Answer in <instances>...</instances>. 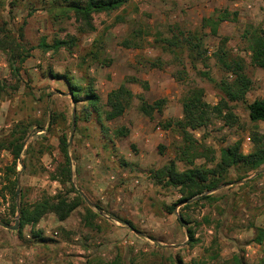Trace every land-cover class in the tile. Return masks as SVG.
<instances>
[{
	"label": "rangeland",
	"instance_id": "374dc122",
	"mask_svg": "<svg viewBox=\"0 0 264 264\" xmlns=\"http://www.w3.org/2000/svg\"><path fill=\"white\" fill-rule=\"evenodd\" d=\"M211 1L199 0L205 8H213L208 16L223 9L238 13L235 21L219 24L216 36L202 28L205 16H201L198 9L194 10V17H178L170 13L164 21H153L144 15V11L135 12L136 4L128 0L120 13H94V29L81 32L82 24L70 17L71 12L60 14L57 21L52 22L44 9L35 11L42 9V0H24L23 5L27 9L35 2V12L20 19L18 26L22 28H18L19 22L9 28L21 43L22 52L28 54L17 63L18 76L11 73L8 56L0 49V79L6 86L0 100V144L6 145L12 134L19 135L20 128L26 126L23 154L20 155L25 169H22V163L17 162V173L14 174L17 193H21L24 202L31 203L43 196L65 191L66 188L57 180L54 183L50 178L62 159L59 151L62 134L68 139V154H72L74 159L71 165L73 187L88 188L94 178L100 176L107 183L101 191L105 198L102 200L97 194L93 195L95 188L89 193L91 196L81 190L85 203L93 205L92 210L99 214L95 220L98 228L82 227V206L70 214L65 220L67 223L26 226L19 235L15 230L18 223L12 229L17 215L9 212L12 200L9 184L4 178L5 168L12 157L8 150L0 148V207H4L9 215L7 219H0V225L3 220L9 221V225L3 223L7 231L4 240L0 239V264H179V261L183 264H264L262 247L256 248L251 257L244 255L246 245L255 246L257 243L254 237L256 228L260 227L256 216L262 214L264 207V204L257 205L259 200H263V191L259 193L254 189L247 194L240 191L241 187L235 182L239 175L246 174L245 168L229 169L217 180L215 189L205 192L209 194L208 199L189 204L178 201L181 195L176 188L157 183L153 177L154 171L174 159L177 147L181 146L182 138L173 122L182 116L183 97L193 88H202L203 99L210 104H215L223 96L218 84L230 76L216 65L211 56L220 37H227L226 45L232 55L241 56L246 61L252 87L245 101L232 103L238 118L233 126L212 117L205 126L191 131L199 142L198 150L210 148L218 157L221 148L232 145L236 140L241 141L245 135L250 136L252 130L264 133V123L250 121L246 111L247 103L255 98L264 99V69L249 63L248 51L250 32L253 29L264 30V0H242L239 4L238 0ZM7 5L0 0V22L4 18L9 21L2 12ZM122 15L126 22L118 21ZM175 24L186 34L196 32L201 37L209 56L205 63L192 61L187 47L184 51H177L179 60H174L173 54L163 51L159 44L155 45L153 35L160 32L163 36H170L169 28ZM138 29L150 34L132 39L131 31ZM69 36L75 38V44L69 49L45 50L38 46L42 37L51 44L55 37L67 39ZM124 40L139 45L125 46ZM148 74L152 75L150 79L154 82L151 90L144 86L146 79L143 77ZM64 75L81 88L91 82L100 95V121L85 96L72 101L66 93L71 88L65 84ZM112 78H118L122 83L126 78L131 79L125 82V86L134 96L118 119L106 122L103 118L107 109L106 95L112 86H116ZM164 89L167 97L158 96V92L163 93ZM137 95L149 103L159 98H165L166 102L162 111L155 112L154 118L149 119L137 110ZM85 114L87 118L84 120ZM140 117L148 119V123L139 122ZM168 121L171 126L164 127ZM102 122L106 130L102 128ZM134 124L140 131L144 127L149 130L143 135V140L155 147H148L146 156L141 154L137 157L134 144L127 145V149H131L127 154L119 153L122 150V146L118 147L119 140L129 141L128 134ZM121 127L128 130L127 134L116 136L115 130ZM138 129L134 131L138 132ZM98 132L102 136L100 144L103 140L98 148H103L104 156L95 162L94 148L100 140L96 135ZM83 138L88 139L85 140L87 144ZM174 161L178 170L186 168L185 161ZM194 164L210 167L211 163H206L204 157H198ZM77 169L81 173L79 182ZM88 176L94 180H89ZM173 204L174 209L169 211ZM186 227L193 231L192 238L188 236Z\"/></svg>",
	"mask_w": 264,
	"mask_h": 264
},
{
	"label": "trees",
	"instance_id": "16d2710c",
	"mask_svg": "<svg viewBox=\"0 0 264 264\" xmlns=\"http://www.w3.org/2000/svg\"><path fill=\"white\" fill-rule=\"evenodd\" d=\"M128 0H60L42 5L47 14L56 21L60 14L71 12L70 17L75 22L82 24L81 32H87L94 29L92 16L94 13L110 14L112 12L120 13ZM35 3V2H34ZM33 3V4H34ZM32 4V5H33ZM34 6V5H33ZM32 6V9L34 7ZM33 11V10H31ZM136 12L137 9L134 8ZM32 12L29 13V15ZM238 13L230 12L227 9L216 10L213 15L202 18V28H207L211 35H217L218 26L223 21H235ZM118 21L126 22L125 16H119ZM128 21V20H127ZM171 35L163 36L160 32L153 35L155 45L159 44L165 52L173 54V59L179 60L177 53L184 51L187 47L189 57L192 61H204L208 59L207 50L203 48L201 37L181 30L179 25L175 24L170 28ZM19 35L22 36L21 30ZM132 37H147L148 31H131ZM248 33V32H246ZM0 49L7 54V63L13 76H18L19 67L17 63L22 62L27 53L22 52L21 43L18 38L11 32L6 21L0 22ZM133 39V38H132ZM129 41V40H128ZM124 40L125 46H138L139 44ZM249 41V63L255 67L264 69V30L253 29L248 37ZM227 37L223 36L219 39V44L213 50L211 56L215 60L216 65L230 77L222 79L218 84L223 96L218 99L215 104H210L203 99V89L193 88L182 99V116L177 118L173 125L180 132L182 143L175 151V160L185 161L186 168L178 170L175 161L170 160L161 168L153 173L157 183H163L164 186H172L180 193L178 201L186 204L195 203L200 199H208L209 192L218 186V179L228 173V170L238 166L245 168V172L250 170H258L264 166V133L258 130H252L250 140L252 143L251 150L247 154H242L240 151V141L236 140L232 145L221 148L218 157L214 156L210 148L198 150V141L193 138L192 130H196L205 126L212 117L220 119L225 125L233 126L238 121L236 114L233 112V102L245 101L247 92L252 87V79L247 73L246 61L238 55H232L230 49L226 45ZM75 44L74 36H69L67 39L53 38L51 44L47 43L46 38L42 37L38 43L39 47L46 49L58 50L59 48H71ZM20 49V51L18 50ZM25 53V54H24ZM150 65L155 66L151 63ZM55 76V75H54ZM66 82L70 85L71 90L69 95L73 102H76L79 97L85 96L88 104L93 107V113L96 114L97 120L100 121V112L98 104L100 95L94 90L92 85L88 83L86 87L81 88L72 83L70 78L64 75ZM132 81L126 78L125 82ZM125 82L121 83L117 88L110 90L106 95L105 105L107 107L103 112L104 120H112L121 116L124 110L130 104L133 98V92L125 86ZM147 86V83H144ZM5 83L0 79V100L5 93ZM138 99L137 110L144 117L151 119L155 112L160 113L166 102L165 98H159L149 103L141 95H137ZM248 117L251 121L264 122V99L255 98L246 104ZM87 118L85 114L84 120ZM171 122H166L163 126H171ZM103 129H107L103 122ZM26 126L20 128V134L15 136L12 134L11 139L7 144H0L1 149L9 151L12 160L6 166L4 178L7 181L10 189L11 205L9 212L11 215H17L18 226L15 229L19 235L26 226H34L46 214L53 213L59 221L66 220L70 214L78 207L83 206V214L80 224L84 228H98L95 220L99 214L92 210V206L86 204L84 196L78 189L73 187L71 182L70 158L68 154V139L65 134L59 137V151L62 156L61 161L56 167V170L51 175V179L57 180L65 189L53 196H43L32 203L24 202L21 193H17V177L16 166L20 161V152L22 150L25 139ZM128 130L121 127L115 130L116 136H125ZM161 149V146H160ZM198 157H204L206 163H211L210 167H205L206 164L196 166L194 160ZM24 164V162H23ZM244 173V172H243ZM244 175H239L241 179ZM251 180V179H250ZM72 196H69L71 195ZM84 203L86 204L84 206ZM173 204L169 207V211L174 209ZM96 207V206H95ZM182 220V216H179ZM4 225H9V221L3 220ZM129 226L135 229L131 223ZM187 234L190 238L193 237V231L190 227H186ZM256 236L254 240L257 243L264 241V229L256 228ZM235 260V259H234ZM179 264H183L179 261Z\"/></svg>",
	"mask_w": 264,
	"mask_h": 264
},
{
	"label": "crops",
	"instance_id": "0c3cea01",
	"mask_svg": "<svg viewBox=\"0 0 264 264\" xmlns=\"http://www.w3.org/2000/svg\"><path fill=\"white\" fill-rule=\"evenodd\" d=\"M2 1L3 2L5 1V5L8 4L7 5L8 7L4 6L2 12L3 13L5 12L7 18H9V21H6L5 18L3 20L7 22L9 28H12V27H14L13 24L17 23V22H19L17 24V26H18L20 24V19L22 20V17H24V18L27 17V15H29V13L32 12L31 10H33V12L42 11L43 10L42 5L47 4V3L51 2L52 0H47L48 2H44V0H42L43 3L42 4L40 3V7L42 9H38V10H35L36 6H33L34 4L33 5L31 4V6L27 9L25 7V5H23L24 0H23V2H21V0H9L11 2H8V0H2ZM54 1H60V0H54ZM130 1H133L136 4L137 12H138V10L139 11H144V15L150 16V18H152L153 21H164L166 19V17L170 13L173 14V15H176L178 17H185V18L194 17L195 16V14H194L195 13L194 12L195 9H198V11H200L201 16H205V17L207 16L208 17V15H209L208 13H210V11L213 9L211 6L209 8H205L203 6V4L199 2V0H172V1H170V0H130ZM198 2H199V4H198ZM211 3H215L214 0L211 1ZM239 3H241V2H239V0H238V4ZM32 6L34 7V9H32ZM44 11L47 14L46 10H44ZM183 11L186 12L185 15L182 14ZM47 16H48L49 20H51L52 22H55V20L53 21L52 18L48 14H47ZM22 27L23 26H18V28H22ZM94 68H96V67H94ZM88 75L90 76L91 74L88 72ZM92 75L95 76L94 74H92ZM93 76H91V77H93ZM150 77L152 78L151 74L144 75V77H143L144 79H146L145 81L147 83V86H148L149 90L152 89V85L154 86V82H152ZM112 80H113V83L115 81V84H116V86H112L113 89L117 88L122 83V80H119L118 78H112ZM107 82L110 83V81H107ZM66 83L67 82L65 80V84ZM102 84H103V82H102ZM158 86H159V89L162 88L161 84L158 85ZM112 88H111V90H112ZM165 91L166 90L164 89L163 93L162 92H158L159 93L158 96H162V97L166 96L167 97V95H166L167 93ZM66 93L69 95L68 92H66ZM69 97H70V95H69ZM261 99H263V98H261ZM247 115H248V112H247ZM119 117H117L115 119H112V120H107L106 122L115 121ZM147 120L148 119H146L144 117H140L139 122L142 123L144 121V123L145 122L148 123ZM252 122L259 123V122H262V121H252ZM136 124L132 125L131 128H130V131H129V134H128L129 141L119 140L118 147L122 146V150L120 149L119 153L125 152L127 154L128 150L131 151V149H127L128 148L127 147L128 144H134L135 145V148H136V150L138 152L136 154L137 157H139V155H141V154L143 156H146V149L148 147L149 148L150 147H155L153 144H147L143 140L144 139L143 135L146 134V131L148 129L144 127L143 129H141L142 131H140L138 129V125L136 126ZM86 125H88V124H86ZM135 128H137L139 131L138 132L134 131ZM41 129H39V131ZM148 132H149V130H148ZM96 135H97V138L100 139V140L98 141V143H96V147L94 148L96 153H95V157H94V155H93V157H94L95 162H99L100 160H102L101 157L104 156L103 155V148L102 147L98 148L102 136L100 135V132L96 133ZM85 140H88V139H86V138L82 139V141H84V143H85ZM102 142H103V140H102ZM102 142H101V144H102ZM85 144H87V143H85ZM251 146H252V143H251V140H250V136L249 135H245L244 138L240 141V151L242 152V154H247L251 150ZM22 149H23V147H22ZM21 152H22V150H21ZM21 152H20V155L23 154V153L21 154ZM69 158H70V169H71V174H72L71 175V182L74 185V182H73L74 179L72 178L73 171H72V168H71V165L74 163V159L72 157V154H70ZM19 162L22 163V169H25L24 164H23V159H21ZM77 167H78V165H77ZM0 175H1V172H0ZM76 175L78 176V182H79V178H81L80 169H77ZM230 175H231V173H230ZM94 177H98V176H94ZM88 179L89 180H94L95 179V180H94L93 184H91L88 188L86 186H84V188L81 187L80 189H78L79 192L82 194V191H83V192H86L89 196H91L89 193H91V190H93L95 188V190L92 191L93 195L97 194L96 196H98L99 199H101V200L105 199L104 195H101V193H102L101 191L104 190V188L106 187V183H107L103 179V176H100V177L94 178V179H91L90 176H88ZM250 179H252V180H250ZM52 181L54 183H56L55 180L52 179ZM101 182H102V184H100ZM235 182H236V184L239 185L238 187H241L240 191H244L247 194L251 193L254 189H258L259 193H260V191H263V193H261V197H263V200L262 199H261V201L259 200L257 205H263L264 204V196H262L264 194V166H262L260 169L255 170V171L254 170L247 171L246 174L244 176H242L241 179H238ZM78 185L80 187L79 183H78ZM88 189H89V191H87ZM235 189H237V188H235ZM237 203L240 204L238 201H237ZM79 208H82V206L76 208L75 210H77ZM114 208L115 207H113V209ZM262 210H263L262 214L261 215H257L256 219H257V225L260 228L264 229V207L262 208ZM8 217H9L8 212L4 211V207H0V219H2V218L7 219ZM49 222H57L59 224L67 223L65 220L64 221H59L56 218V216L48 214V215L42 217L39 220V222L37 223V227H38V225L40 223L42 225H45V224H47ZM2 225H3V223H2ZM2 225H0V239L4 240L3 236L6 234L7 228L4 227V225L3 226ZM232 235L235 236V234H232ZM259 247H262V252H264V241L262 243H256L255 246L254 245H246L244 247L245 248V250H244L245 251L244 252L245 257L248 258V257L253 256L256 248L260 249Z\"/></svg>",
	"mask_w": 264,
	"mask_h": 264
},
{
	"label": "water",
	"instance_id": "95a60500",
	"mask_svg": "<svg viewBox=\"0 0 264 264\" xmlns=\"http://www.w3.org/2000/svg\"><path fill=\"white\" fill-rule=\"evenodd\" d=\"M72 125H74V109H73V114H72ZM71 137V136H70ZM71 139H69L70 142ZM18 223V219H16V225L12 227V229H15Z\"/></svg>",
	"mask_w": 264,
	"mask_h": 264
},
{
	"label": "built area",
	"instance_id": "2783aa9c",
	"mask_svg": "<svg viewBox=\"0 0 264 264\" xmlns=\"http://www.w3.org/2000/svg\"><path fill=\"white\" fill-rule=\"evenodd\" d=\"M242 0H239V2H241ZM248 3V2H247ZM247 6L249 7L250 6V4H247Z\"/></svg>",
	"mask_w": 264,
	"mask_h": 264
}]
</instances>
